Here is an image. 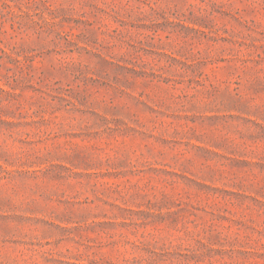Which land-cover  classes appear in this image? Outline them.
I'll return each mask as SVG.
<instances>
[{"label":"rangeland","instance_id":"rangeland-1","mask_svg":"<svg viewBox=\"0 0 264 264\" xmlns=\"http://www.w3.org/2000/svg\"><path fill=\"white\" fill-rule=\"evenodd\" d=\"M0 264H264V0H0Z\"/></svg>","mask_w":264,"mask_h":264}]
</instances>
